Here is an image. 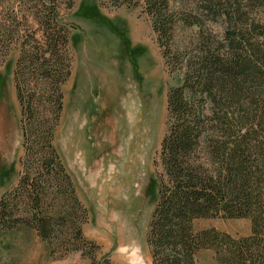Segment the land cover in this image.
<instances>
[{
    "label": "trees",
    "instance_id": "1",
    "mask_svg": "<svg viewBox=\"0 0 264 264\" xmlns=\"http://www.w3.org/2000/svg\"><path fill=\"white\" fill-rule=\"evenodd\" d=\"M201 1L206 10L223 4ZM137 3L150 15L164 62L180 73L165 94L164 132L153 162L155 200L145 232L151 264H197L200 249L210 250L215 264H264V22L239 15L211 38L196 16L182 15L170 0ZM183 21L196 31L178 49L171 41ZM67 38L65 33L62 42ZM45 41L50 44L48 36ZM54 55L47 47L38 54L21 46L14 61L23 160L15 186L0 197V230H34L49 255L59 244L49 259L75 250L89 264H113L107 255L97 256L98 245L83 235L86 210L53 145L69 71L67 57L62 62ZM252 104L255 112L247 116L244 105ZM210 217L247 218L249 232L193 229V220Z\"/></svg>",
    "mask_w": 264,
    "mask_h": 264
},
{
    "label": "rangeland",
    "instance_id": "2",
    "mask_svg": "<svg viewBox=\"0 0 264 264\" xmlns=\"http://www.w3.org/2000/svg\"><path fill=\"white\" fill-rule=\"evenodd\" d=\"M221 2L225 6L220 9L206 10L201 0H170L182 15L196 16L211 38L223 35L228 22L239 15L264 22V0ZM133 3L0 0V197L15 186L23 160L14 61L21 46L38 54L47 47L62 62L67 57L69 69L61 84L62 110L53 145L79 205L86 210L83 235L98 245L97 256L107 255L113 264H151L145 232L155 200L158 165L153 162L164 132L165 94L180 78L164 62L150 15ZM235 7L238 16L231 13ZM194 27L179 22L173 46H187ZM65 33L68 38L63 43ZM47 36L50 44L45 41ZM261 87L264 94V81ZM244 107L247 116L255 112L253 104ZM78 208L76 215L81 220ZM192 227H214L244 236L249 220L199 218ZM52 247L59 250L52 249L49 255L34 230L18 226L0 230L2 264H89L75 250L49 259L61 250L59 244ZM196 263L215 264L212 252L198 250Z\"/></svg>",
    "mask_w": 264,
    "mask_h": 264
}]
</instances>
